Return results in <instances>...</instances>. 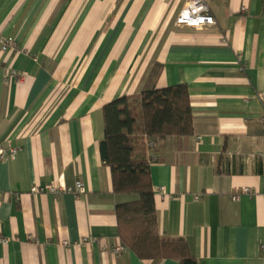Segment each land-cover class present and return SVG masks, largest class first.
Wrapping results in <instances>:
<instances>
[{
    "label": "crops",
    "instance_id": "obj_1",
    "mask_svg": "<svg viewBox=\"0 0 264 264\" xmlns=\"http://www.w3.org/2000/svg\"><path fill=\"white\" fill-rule=\"evenodd\" d=\"M184 1L0 0L17 45H0V147L18 148L0 160V264H181L113 252L126 196L99 153L105 103L179 83L193 133L147 151L159 234L198 264H264V0H207L200 28L175 23ZM59 179L85 194L30 192Z\"/></svg>",
    "mask_w": 264,
    "mask_h": 264
},
{
    "label": "trees",
    "instance_id": "obj_2",
    "mask_svg": "<svg viewBox=\"0 0 264 264\" xmlns=\"http://www.w3.org/2000/svg\"><path fill=\"white\" fill-rule=\"evenodd\" d=\"M102 119L100 157L110 168L113 193L126 196L114 209L121 244L140 259L198 264L184 239L159 234L150 177L153 154L147 153L166 137L193 133L187 85L151 86L138 97H115L103 105Z\"/></svg>",
    "mask_w": 264,
    "mask_h": 264
},
{
    "label": "built area",
    "instance_id": "obj_3",
    "mask_svg": "<svg viewBox=\"0 0 264 264\" xmlns=\"http://www.w3.org/2000/svg\"><path fill=\"white\" fill-rule=\"evenodd\" d=\"M242 10L245 8L242 7ZM175 23L179 26H186L192 28H200L203 26L211 25L214 23V17L210 11V7L208 5L207 0H185L182 8L180 9L178 15L176 16ZM0 45L3 50L8 48H16L15 40L10 36H0ZM17 75L16 70L11 69L8 72L6 78H15ZM5 78V79H6ZM264 98V94L261 96ZM264 121V119H262ZM18 153V148L9 146L7 148L0 147V160H7L10 158H14ZM162 189V188H161ZM163 191V190H162ZM31 193L45 192L49 193L52 196L56 197L62 193H70L74 196H80L85 194L86 188L84 184L76 180L72 186L65 185L61 179L56 182L50 183L45 186H32L30 188ZM240 192L249 193L248 188H240ZM196 198V196H195ZM232 200L237 199V195H233ZM94 240V238H90ZM7 239H2L1 242L3 244L7 243ZM63 244H67V241H63ZM127 247L123 244H118L112 248L113 252H122L126 250Z\"/></svg>",
    "mask_w": 264,
    "mask_h": 264
},
{
    "label": "rangeland",
    "instance_id": "obj_4",
    "mask_svg": "<svg viewBox=\"0 0 264 264\" xmlns=\"http://www.w3.org/2000/svg\"><path fill=\"white\" fill-rule=\"evenodd\" d=\"M136 120H137V124H138L139 123V120H140L138 115H137Z\"/></svg>",
    "mask_w": 264,
    "mask_h": 264
}]
</instances>
